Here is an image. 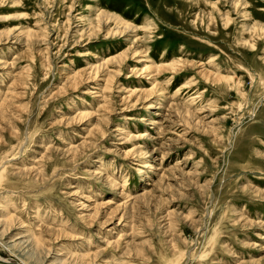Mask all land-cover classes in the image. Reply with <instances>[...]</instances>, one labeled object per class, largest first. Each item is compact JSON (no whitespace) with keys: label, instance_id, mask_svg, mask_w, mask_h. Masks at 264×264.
Listing matches in <instances>:
<instances>
[{"label":"rangeland","instance_id":"1","mask_svg":"<svg viewBox=\"0 0 264 264\" xmlns=\"http://www.w3.org/2000/svg\"><path fill=\"white\" fill-rule=\"evenodd\" d=\"M0 259L264 264V0H0Z\"/></svg>","mask_w":264,"mask_h":264},{"label":"bare ground","instance_id":"2","mask_svg":"<svg viewBox=\"0 0 264 264\" xmlns=\"http://www.w3.org/2000/svg\"><path fill=\"white\" fill-rule=\"evenodd\" d=\"M134 56H135V57H141V54L138 53V52H136V53H134ZM213 59H214V58H213ZM141 62H143V61L141 60L140 63H141ZM144 69H145V70H146V69L149 70L150 68H144ZM141 75H142V74H141ZM8 221H9V219H8ZM5 222H6V221H5ZM2 233H3V232H2ZM6 235H7V234H6ZM5 238H6V237H5ZM21 240H22V239H21ZM21 242H23V241H21ZM21 242H20V243H21ZM17 245H18V244H17ZM13 246H14V245H13ZM4 262H5V261H4ZM4 262L0 259V264H5Z\"/></svg>","mask_w":264,"mask_h":264}]
</instances>
